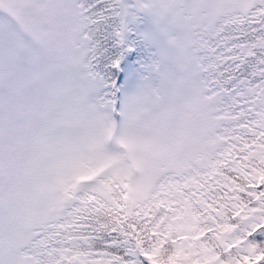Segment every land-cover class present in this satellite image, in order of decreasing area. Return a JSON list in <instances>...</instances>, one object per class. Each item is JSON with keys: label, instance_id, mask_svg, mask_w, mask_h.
Masks as SVG:
<instances>
[{"label": "snow or ice", "instance_id": "snow-or-ice-1", "mask_svg": "<svg viewBox=\"0 0 264 264\" xmlns=\"http://www.w3.org/2000/svg\"><path fill=\"white\" fill-rule=\"evenodd\" d=\"M0 264H264V0H0Z\"/></svg>", "mask_w": 264, "mask_h": 264}]
</instances>
